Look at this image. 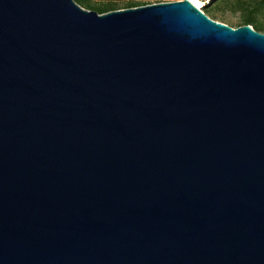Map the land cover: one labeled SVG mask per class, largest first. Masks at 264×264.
<instances>
[{"label":"water","instance_id":"water-1","mask_svg":"<svg viewBox=\"0 0 264 264\" xmlns=\"http://www.w3.org/2000/svg\"><path fill=\"white\" fill-rule=\"evenodd\" d=\"M0 264H264V32L0 0Z\"/></svg>","mask_w":264,"mask_h":264},{"label":"trees","instance_id":"trees-1","mask_svg":"<svg viewBox=\"0 0 264 264\" xmlns=\"http://www.w3.org/2000/svg\"><path fill=\"white\" fill-rule=\"evenodd\" d=\"M80 5L95 10L101 14L120 9L135 8L153 4L148 0H76ZM158 3L162 0H158ZM216 2V3H215ZM206 4L203 10L214 20L224 22L233 27L251 25L260 32H264V0H214ZM233 4L236 9L242 11L238 21L220 15L218 10L223 5Z\"/></svg>","mask_w":264,"mask_h":264},{"label":"rangeland","instance_id":"rangeland-1","mask_svg":"<svg viewBox=\"0 0 264 264\" xmlns=\"http://www.w3.org/2000/svg\"><path fill=\"white\" fill-rule=\"evenodd\" d=\"M152 3H158V0H148ZM172 1H178V0H162V2H172ZM199 2V4L201 5V7H204L206 4L211 3V4H215L212 3V1L214 0H196ZM220 15H224L227 16L229 18H231L233 21H238V19L240 18V16L242 15V11L238 10L235 8V6L233 4H228L225 5L223 4L219 10H218Z\"/></svg>","mask_w":264,"mask_h":264},{"label":"bare ground","instance_id":"bare-ground-1","mask_svg":"<svg viewBox=\"0 0 264 264\" xmlns=\"http://www.w3.org/2000/svg\"><path fill=\"white\" fill-rule=\"evenodd\" d=\"M191 1H193V3H195L198 7H201V5L199 4L198 1H196V0H191Z\"/></svg>","mask_w":264,"mask_h":264}]
</instances>
